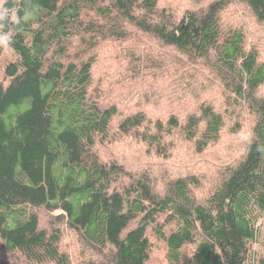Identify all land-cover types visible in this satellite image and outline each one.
Returning <instances> with one entry per match:
<instances>
[{
	"label": "trees",
	"instance_id": "1",
	"mask_svg": "<svg viewBox=\"0 0 264 264\" xmlns=\"http://www.w3.org/2000/svg\"><path fill=\"white\" fill-rule=\"evenodd\" d=\"M160 3L0 0V264H264V60L249 41L264 31V0ZM89 51L104 58L100 72ZM183 69L185 90L174 87ZM95 76L103 98L89 94ZM139 97L172 112L156 133H136L157 160L130 171L101 152ZM245 115L246 151L211 189L200 195V174L170 177L176 147L202 165L227 118L238 135ZM142 116H124L123 130L134 135ZM171 133L179 141L164 155ZM73 235L85 248L65 244Z\"/></svg>",
	"mask_w": 264,
	"mask_h": 264
},
{
	"label": "rangeland",
	"instance_id": "2",
	"mask_svg": "<svg viewBox=\"0 0 264 264\" xmlns=\"http://www.w3.org/2000/svg\"><path fill=\"white\" fill-rule=\"evenodd\" d=\"M161 7L166 6L168 9H175L181 11L182 9L186 8H191L192 0H161L160 3ZM259 38L252 37L249 39L253 44H258L262 46V58L264 60V31L261 32L258 35ZM148 42L145 44L147 45ZM145 45L143 46V49H145ZM72 53V51H70ZM89 55L91 58L94 59L95 65L94 68L97 72H100L102 68V63L104 64V58L101 57L100 54H97V51H89ZM120 60V59H119ZM126 61V60H125ZM76 63H80L79 61H76ZM127 67V64H124ZM108 66V65H107ZM128 69V67H127ZM178 71H179V66H178ZM177 71V72H178ZM193 74L190 69H183L180 73H176L174 76L175 81H177V84L174 83V87H179L181 84H183L184 90L186 88V84L193 79V77H190V75ZM173 77H171L170 80ZM188 78V79H187ZM102 81L100 80L99 77H94L92 80L90 86H89V94L92 98L94 97H100L103 98L105 96L104 91L101 85ZM127 83V81H124L123 84ZM139 83V86H142V84L147 83V79L143 76L140 77V81H137V84ZM107 87H111L112 84H107L105 83ZM166 85H170L172 87V83H165ZM114 89H110L111 95L113 91H117L115 88V85H113ZM116 92H114L115 97L112 98L113 102H119L123 103L124 105L128 104V98L122 96V95H116ZM111 97V96H110ZM162 96L157 95V99H154L151 97L153 100H158L160 102H164L165 99L159 98ZM175 97H181L178 94H176ZM109 98V97H105ZM140 101L138 104V107L134 108L131 107L129 112L126 113L124 116L127 114L129 115H134L136 113H143L146 117L147 120H145L142 116V122L140 126L138 127L137 132H134V135H131L130 133L128 134L123 130V127L121 125V122L126 118L123 116V113L121 116L115 118L113 127L111 129V139L116 140V142L110 144V145H103L107 148L106 152L103 153L101 152L102 159H106V161L110 160H117L119 163H122L125 165H129L131 167H128L129 170L133 169H138V167H141L146 164V162H152L154 163L157 158L152 155H149L148 153L146 154L143 150V144L145 143H139V134H143L145 132L150 131L151 134L156 133L155 132V127L156 125L154 124L156 122L157 118H164L165 116H168L170 111L172 110L165 108L164 106H160L158 108L157 103L153 105L147 104L143 98L139 97ZM121 101V102H120ZM177 101V98L175 99ZM141 104L144 106L142 109L140 108ZM121 105V104H120ZM162 105V104H160ZM121 107V106H120ZM175 109H178V107H173ZM123 112H125V108H122ZM127 111V110H126ZM122 112V111H121ZM173 112H175L173 110ZM187 112V111H186ZM182 117L183 115H186V113H180ZM234 120L232 118H227V123H228V128L226 130L225 136H223L221 143L218 145L217 148H211L207 153H206V161L200 165L202 162L199 163V160L202 156H195L191 149L190 145L189 147L182 148V147H176L178 151H176L173 155H171L168 163L169 166V174L170 177H177L180 175H185V174H193L196 173L197 175H201L203 179V185L201 186V190L203 192L200 193H206L204 191H208L211 189L216 182H219L220 180V173L223 172L225 169V166L235 164L239 162L246 151L247 145L250 142V138L253 132V117L249 115H245L244 119L242 121L243 123V131L241 134L235 135L233 133H227L230 130V127L232 126ZM165 128V127H164ZM175 131V129H174ZM124 132V133H123ZM138 135H137V134ZM174 133L170 134L169 136L165 137L164 139V144H162L161 147L158 148L157 151L162 149L164 151V155L169 151L167 146L172 145L171 141H179V139H175L176 136H172ZM185 146H187V143H185ZM160 155V154H159ZM164 155H160V157H163ZM205 156V155H204ZM160 161V159H158ZM164 163V162H163ZM127 168V167H126ZM194 168V169H192ZM157 171H160L157 169ZM158 173V172H157ZM160 174L158 175V179ZM74 234V233H73ZM71 235L68 237L70 238ZM65 244L68 245L69 248L71 249H76L77 250H82L83 246H81L79 243L73 244V241H76V237L73 235L72 240H64ZM255 250L260 254L264 256V244L262 242H259L257 245H255ZM72 256L76 258V260L79 258V252L76 253L72 252ZM76 256V257H75ZM159 257H162V255L159 254Z\"/></svg>",
	"mask_w": 264,
	"mask_h": 264
}]
</instances>
